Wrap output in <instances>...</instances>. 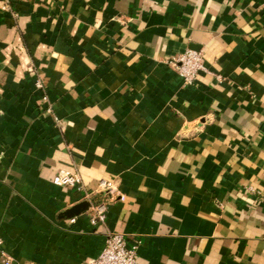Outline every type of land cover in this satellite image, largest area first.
Listing matches in <instances>:
<instances>
[{"label": "crops", "instance_id": "obj_1", "mask_svg": "<svg viewBox=\"0 0 264 264\" xmlns=\"http://www.w3.org/2000/svg\"><path fill=\"white\" fill-rule=\"evenodd\" d=\"M3 1L0 264H264V0Z\"/></svg>", "mask_w": 264, "mask_h": 264}, {"label": "built area", "instance_id": "obj_2", "mask_svg": "<svg viewBox=\"0 0 264 264\" xmlns=\"http://www.w3.org/2000/svg\"><path fill=\"white\" fill-rule=\"evenodd\" d=\"M3 8L10 9V1H3ZM172 63L175 65L184 82L192 84L195 82L198 72L204 69L203 54L201 51L187 49L183 53L174 57ZM36 86L43 87V82L37 79ZM53 182L60 186L74 187L81 184V176L77 172L70 170H60L53 178ZM100 187L109 192H116L115 182L108 178L100 181ZM107 204L100 200L91 207V221L105 222ZM73 220V219H72ZM1 243V240H0ZM138 241L128 245L126 235L122 232L107 231L106 241L96 257H93L89 264H138L137 250ZM6 264L9 261L6 260Z\"/></svg>", "mask_w": 264, "mask_h": 264}, {"label": "water", "instance_id": "obj_3", "mask_svg": "<svg viewBox=\"0 0 264 264\" xmlns=\"http://www.w3.org/2000/svg\"><path fill=\"white\" fill-rule=\"evenodd\" d=\"M89 203L87 201L80 202L79 204H76L75 206L69 208L67 211L68 214H76L79 213L81 210L85 209Z\"/></svg>", "mask_w": 264, "mask_h": 264}]
</instances>
